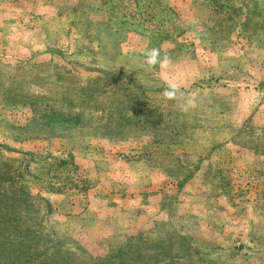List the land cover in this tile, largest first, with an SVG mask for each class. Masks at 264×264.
<instances>
[{
	"label": "rangeland",
	"instance_id": "374dc122",
	"mask_svg": "<svg viewBox=\"0 0 264 264\" xmlns=\"http://www.w3.org/2000/svg\"><path fill=\"white\" fill-rule=\"evenodd\" d=\"M0 252L264 264V0H0Z\"/></svg>",
	"mask_w": 264,
	"mask_h": 264
},
{
	"label": "clouds",
	"instance_id": "9594fccd",
	"mask_svg": "<svg viewBox=\"0 0 264 264\" xmlns=\"http://www.w3.org/2000/svg\"><path fill=\"white\" fill-rule=\"evenodd\" d=\"M158 59H159V52L158 50L153 49L151 52L147 54L146 63L150 66L155 65L158 62ZM178 91H179V86L177 84H169L168 90L165 91L164 95L165 97L172 99L176 97ZM189 106H194V101L189 100L187 104L184 106V110H187Z\"/></svg>",
	"mask_w": 264,
	"mask_h": 264
},
{
	"label": "trees",
	"instance_id": "16d2710c",
	"mask_svg": "<svg viewBox=\"0 0 264 264\" xmlns=\"http://www.w3.org/2000/svg\"><path fill=\"white\" fill-rule=\"evenodd\" d=\"M0 254L4 257V258H1L0 264H5L6 256L2 252H0ZM131 258H133L132 255H131ZM17 264H24V263H17Z\"/></svg>",
	"mask_w": 264,
	"mask_h": 264
}]
</instances>
